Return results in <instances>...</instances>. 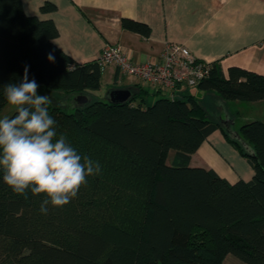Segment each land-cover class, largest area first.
Returning a JSON list of instances; mask_svg holds the SVG:
<instances>
[{"label":"trees","instance_id":"16d2710c","mask_svg":"<svg viewBox=\"0 0 264 264\" xmlns=\"http://www.w3.org/2000/svg\"><path fill=\"white\" fill-rule=\"evenodd\" d=\"M40 9L56 5L46 1ZM122 24L151 32L141 21ZM58 35L53 19L26 14L22 0H0V110L8 104L3 87L18 84L29 66L38 94L51 97L57 136L99 161L101 173L87 177L68 204H49L42 214L45 195L16 194L0 168V264H221L228 254L264 264V121L245 118L240 141L193 94L146 104L147 90L139 88L127 102H110L97 96L99 59L76 61L55 44ZM198 88L228 101L264 100V74L236 65L225 74L213 61ZM78 95L89 101L80 104ZM219 128L252 165L250 180L231 182L190 164Z\"/></svg>","mask_w":264,"mask_h":264},{"label":"crops","instance_id":"0c3cea01","mask_svg":"<svg viewBox=\"0 0 264 264\" xmlns=\"http://www.w3.org/2000/svg\"><path fill=\"white\" fill-rule=\"evenodd\" d=\"M46 1L53 2L56 10L42 12L40 8ZM22 3L26 14L53 19L59 30L55 44L80 63L98 59L106 44L120 45L135 62H158L165 44L175 41L201 59L216 61L225 74L233 65L264 74V0H22ZM123 18L148 24L150 34L146 36L124 27ZM104 77L111 81L106 87L107 96L112 88L131 91L142 88L147 90L146 104H152L161 95L193 94L214 121L234 123L235 115L244 118L248 115L245 111L250 110L252 117L264 119V100L228 101L217 92L198 86L164 91L136 76L123 74L112 64L104 66ZM102 89L98 91L100 95ZM211 102L216 109L221 108L213 117L207 104ZM190 164L212 168L231 182L248 181L254 175L248 159L221 128L204 140ZM221 264L248 263L228 254Z\"/></svg>","mask_w":264,"mask_h":264},{"label":"clouds","instance_id":"9594fccd","mask_svg":"<svg viewBox=\"0 0 264 264\" xmlns=\"http://www.w3.org/2000/svg\"><path fill=\"white\" fill-rule=\"evenodd\" d=\"M48 60L54 62L49 53ZM40 85L29 79L24 67L21 81L3 87L9 105L15 109L11 118H0V168L3 181L18 194L28 198L44 194L42 214L48 205L61 207L77 196L87 177L99 175L101 165L81 156L64 135L57 136L56 121L49 115L51 97L38 94Z\"/></svg>","mask_w":264,"mask_h":264},{"label":"built area","instance_id":"2783aa9c","mask_svg":"<svg viewBox=\"0 0 264 264\" xmlns=\"http://www.w3.org/2000/svg\"><path fill=\"white\" fill-rule=\"evenodd\" d=\"M98 59L103 66L115 65L123 74L136 76L156 88L173 92L180 86H198L210 76L213 68V61L197 57L187 46L175 41L165 44L158 62H135L116 44H106Z\"/></svg>","mask_w":264,"mask_h":264},{"label":"water","instance_id":"95a60500","mask_svg":"<svg viewBox=\"0 0 264 264\" xmlns=\"http://www.w3.org/2000/svg\"><path fill=\"white\" fill-rule=\"evenodd\" d=\"M131 94V90L128 88H112L108 93V100L114 103H124L130 99ZM76 99L80 104L87 103L89 101V98L85 95H78ZM222 124L234 139L242 141V137L239 132L234 130L232 126L233 123L222 121Z\"/></svg>","mask_w":264,"mask_h":264},{"label":"rangeland","instance_id":"374dc122","mask_svg":"<svg viewBox=\"0 0 264 264\" xmlns=\"http://www.w3.org/2000/svg\"><path fill=\"white\" fill-rule=\"evenodd\" d=\"M102 87H103V93L100 95L99 93L100 92H97V96H99L100 95V97H107V89H106V87H107V85L108 84H111V81H108L105 77L102 79ZM196 90V89H195ZM63 98H69V97H67V95L66 96H63ZM56 100H57V98H56ZM208 104V107H209V109L211 110V114H212V117L213 116H215L216 114H217V112H219L218 110H221V108H218V109H216L215 107H216V105H215V103L214 102H211V103H207ZM13 110H15L14 109V107L13 106H11V105H9V104H7L2 110H0V118H3V117H5V116H9L10 114H12V112H13ZM245 112H247L246 114H248L247 116H245L244 115V118H254V119H256V118H259V117H252V111L250 110V111H245ZM252 113V114H251ZM234 118H236V119H234V123H233V126L236 128V129H238L239 128V126H241V124H242V120L244 119L243 117H241V116H237V115H235L234 116ZM262 118V117H261ZM261 118H259V119H261ZM264 120V119H263ZM171 154L168 156V161L169 162H171V160H172V158H173V156H174V154H175V151L174 150H171V152H170Z\"/></svg>","mask_w":264,"mask_h":264}]
</instances>
